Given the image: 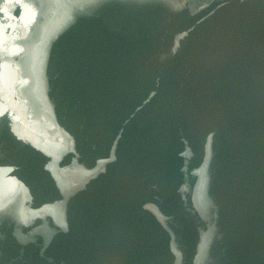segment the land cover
Wrapping results in <instances>:
<instances>
[{"label":"water","instance_id":"95a60500","mask_svg":"<svg viewBox=\"0 0 264 264\" xmlns=\"http://www.w3.org/2000/svg\"><path fill=\"white\" fill-rule=\"evenodd\" d=\"M0 264H264V0H0Z\"/></svg>","mask_w":264,"mask_h":264}]
</instances>
